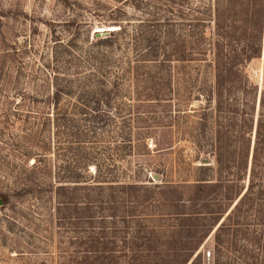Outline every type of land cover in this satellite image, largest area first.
Masks as SVG:
<instances>
[{
	"label": "rangeland",
	"instance_id": "1",
	"mask_svg": "<svg viewBox=\"0 0 264 264\" xmlns=\"http://www.w3.org/2000/svg\"><path fill=\"white\" fill-rule=\"evenodd\" d=\"M262 100L264 0H0V264H264Z\"/></svg>",
	"mask_w": 264,
	"mask_h": 264
},
{
	"label": "trees",
	"instance_id": "2",
	"mask_svg": "<svg viewBox=\"0 0 264 264\" xmlns=\"http://www.w3.org/2000/svg\"><path fill=\"white\" fill-rule=\"evenodd\" d=\"M110 35L112 36L113 34H110ZM218 42H219V45L216 50L217 52L216 55H221L226 49H228V47H226L228 43H226L227 41L225 40H222V41L218 40ZM234 53H239L237 55L239 60L243 59L244 61H248V60H252L253 58L260 57L262 53V48L261 46L257 45V43H251L250 45L246 44L245 46H243L241 50L240 49L235 50ZM221 82L222 80H219L218 84H220ZM263 157H264V101L262 100L261 113H260L259 119L257 120L256 132H255V146L253 149V157H252L253 167L251 169L249 183L247 185V188H245L244 195L241 199L252 197L255 194V190L257 188L264 187V180H259L258 178V172L260 168L261 169L264 168V163L263 162L261 163V159ZM260 175L263 176V172H261ZM260 175L259 177H261ZM75 183H78V182H75ZM5 201L6 199L2 198V202L5 203Z\"/></svg>",
	"mask_w": 264,
	"mask_h": 264
},
{
	"label": "water",
	"instance_id": "3",
	"mask_svg": "<svg viewBox=\"0 0 264 264\" xmlns=\"http://www.w3.org/2000/svg\"><path fill=\"white\" fill-rule=\"evenodd\" d=\"M99 37H104V36H107L109 34V31H105V32H102V33H97Z\"/></svg>",
	"mask_w": 264,
	"mask_h": 264
}]
</instances>
